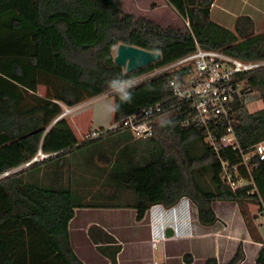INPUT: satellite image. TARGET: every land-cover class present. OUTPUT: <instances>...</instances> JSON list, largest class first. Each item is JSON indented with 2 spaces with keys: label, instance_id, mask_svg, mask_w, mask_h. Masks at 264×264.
<instances>
[{
  "label": "trees",
  "instance_id": "16d2710c",
  "mask_svg": "<svg viewBox=\"0 0 264 264\" xmlns=\"http://www.w3.org/2000/svg\"><path fill=\"white\" fill-rule=\"evenodd\" d=\"M165 1L187 25L161 26L123 10L120 0H0V173L28 159L37 148L52 152L0 176V264H84L68 237L74 208L115 206L113 201L123 191L130 194L136 218L152 203L168 206L186 196L203 224L216 218L212 201L233 200L251 238L262 242L247 203L264 213V158L252 155L242 163L230 147L213 150L204 139L206 131L218 136L225 121L208 122L206 129L183 122L187 113L174 112L154 123L146 137L117 128L78 141L68 118H56L61 103L70 106L112 92L123 80L172 61L195 44L243 60L264 58V28L255 32L247 14L236 15L228 28L210 18L212 0ZM118 42L158 50L160 56L125 72L112 60V47ZM175 76L165 71L115 91L114 118L168 94L167 79ZM243 81L261 102L251 110L236 105L231 114L238 145L247 147L264 139V65L244 74ZM176 101L163 104L179 106ZM81 147H92L84 161L87 173L98 175L93 196L108 188V202H88L91 191L84 198L75 189L71 174L78 167L68 160ZM222 163L233 179L245 183L231 188ZM241 257L238 245L227 260L206 256L203 264H237ZM254 264H264L263 242Z\"/></svg>",
  "mask_w": 264,
  "mask_h": 264
},
{
  "label": "crops",
  "instance_id": "0c3cea01",
  "mask_svg": "<svg viewBox=\"0 0 264 264\" xmlns=\"http://www.w3.org/2000/svg\"><path fill=\"white\" fill-rule=\"evenodd\" d=\"M226 6L224 4L225 9ZM210 8L211 5L209 16ZM238 14L233 16L230 26L218 23L231 28ZM247 15L253 22L252 16ZM38 94H43L41 86ZM100 94L78 102L76 109L64 115L68 117L75 135L76 132L80 135V130L89 127L105 126L114 119L112 99L105 117L97 114L98 107L90 111L84 107ZM106 189L104 192L107 193L99 194V200L104 202H108L109 199L104 197L111 192ZM118 198V201H113L117 202L115 206L106 204L110 206L74 208L68 221V237L74 253L84 264H203L206 256H214L217 261L227 260L238 245L242 249V257L237 264H254L256 252L264 243V213L253 204H249L247 209L262 242L251 238L239 206L233 200L212 201L216 218L210 224H203L197 219L195 205L186 196L179 197L168 206L152 203L140 218L135 217V209L130 204L132 199L127 191L118 194ZM152 239H155L154 243Z\"/></svg>",
  "mask_w": 264,
  "mask_h": 264
},
{
  "label": "built area",
  "instance_id": "2783aa9c",
  "mask_svg": "<svg viewBox=\"0 0 264 264\" xmlns=\"http://www.w3.org/2000/svg\"><path fill=\"white\" fill-rule=\"evenodd\" d=\"M183 21L187 25V20ZM263 65L264 58L243 60L220 49L203 48L195 44V48L184 55L123 80L111 90H121L157 73L175 72V77L167 79L168 94L123 113L105 126L87 128L80 133L79 141L95 138L108 130L117 128H126L136 137H146L151 133L153 124L160 119L174 112L187 113L183 122H196L206 129L208 122L225 121V129L218 136L210 129L206 131L204 139L213 150L217 151L219 147H230L239 154L242 163H245L252 155L259 159L264 158V139L247 147H240L231 126V114L234 107L245 104L255 94L251 86L243 81L244 74L251 73ZM171 98H176L179 106L176 103L163 104ZM182 103L188 106L180 108ZM78 105H63V110L57 116L70 112ZM51 153L37 148L28 159L3 170L0 176L24 167L32 161L40 160ZM221 169L225 181L231 188L245 183L241 178L233 179L224 163ZM154 240L152 239V243Z\"/></svg>",
  "mask_w": 264,
  "mask_h": 264
},
{
  "label": "rangeland",
  "instance_id": "374dc122",
  "mask_svg": "<svg viewBox=\"0 0 264 264\" xmlns=\"http://www.w3.org/2000/svg\"><path fill=\"white\" fill-rule=\"evenodd\" d=\"M224 4L227 5L226 9L224 8ZM120 5L123 10L132 12L135 15H143L145 17H149L150 19L154 20L161 26L173 25V26L183 27L185 25L183 19L164 0H120ZM238 13H247L252 16L254 20L253 21L254 31H259L263 28L264 0H215L211 4L210 17L214 19L215 21L220 22L226 26H230L232 24L233 16ZM115 45L112 47V53H114ZM114 92L115 91H112V92L105 91L101 93L100 94L101 96L97 97L90 105H87V106L85 105L84 107L87 108L86 109L87 111H90V109L93 107L94 108L98 107V109H96L98 110L97 114L101 117L104 115L107 116L110 100L112 99V104L114 101ZM256 96L254 94V96L249 98L248 101L245 103V106L247 109L251 110L256 107L261 106V102L258 98H256ZM61 110H63V105H61ZM66 114L67 113L63 114V116ZM79 132H82V130H80ZM76 134H77L76 138L79 141L80 137H79L78 132H76ZM91 150H92V147H81L79 150H76L72 154L73 155L72 158H70L68 161L69 163L71 162L73 163L76 161V167H78L77 169H75L74 174H71L72 179L73 180L76 179L75 181L76 191L82 193L85 196L84 198L87 197L86 194L84 193H88V191H91V193H88V194L89 195L92 194V197L88 198L86 201L99 202V201H102V200H99V198L101 197L93 196V190L95 189V187L96 188L99 187L98 183L97 182L95 183V178L98 175L94 176V175L88 174L87 171L90 169L86 170L87 167L84 161L85 155L89 154L90 153L89 151ZM81 160H83L84 162ZM95 162L100 164L98 160H95ZM29 173H33V172H28L27 174ZM93 197L94 198L99 197V198L94 199ZM119 197L121 199L124 198L123 196H119ZM118 200L119 198L117 196L116 201ZM249 204L250 203H247V206Z\"/></svg>",
  "mask_w": 264,
  "mask_h": 264
},
{
  "label": "water",
  "instance_id": "95a60500",
  "mask_svg": "<svg viewBox=\"0 0 264 264\" xmlns=\"http://www.w3.org/2000/svg\"><path fill=\"white\" fill-rule=\"evenodd\" d=\"M158 50H148L132 44L118 42L115 45L112 60L129 72L158 59Z\"/></svg>",
  "mask_w": 264,
  "mask_h": 264
}]
</instances>
